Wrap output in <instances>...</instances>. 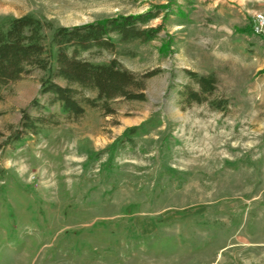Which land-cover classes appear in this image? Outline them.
I'll list each match as a JSON object with an SVG mask.
<instances>
[{"label": "rangeland", "instance_id": "1", "mask_svg": "<svg viewBox=\"0 0 264 264\" xmlns=\"http://www.w3.org/2000/svg\"><path fill=\"white\" fill-rule=\"evenodd\" d=\"M150 12L158 38L119 48L136 56L83 55L139 78L159 70L144 101L63 116L40 70L3 90L0 264H264V35L249 32L264 0H0V24ZM188 72L216 76L205 103H188L185 90L199 89ZM220 100L224 111L211 108ZM24 111L47 125L18 142ZM150 119L161 124L122 145Z\"/></svg>", "mask_w": 264, "mask_h": 264}, {"label": "trees", "instance_id": "2", "mask_svg": "<svg viewBox=\"0 0 264 264\" xmlns=\"http://www.w3.org/2000/svg\"><path fill=\"white\" fill-rule=\"evenodd\" d=\"M158 17V13L150 12L117 16L74 27H57L33 15L3 20L0 24V99L3 90L10 84L40 70L48 75L41 82V94L51 95L63 116L80 118L85 114L86 107L108 110L109 102L116 99L144 101L145 79L157 75L159 70L139 78L117 58L107 63H93L83 55L108 52L136 56L133 50L124 48L119 51L120 46L149 44L156 40L162 25L154 28L149 23ZM249 32L253 35L252 27ZM169 49L170 44L163 43L162 54ZM188 75L199 88L198 91L191 88L185 90L188 103H205L206 96L216 91V76H202L194 72H188ZM56 79L67 83V86H60ZM82 92L94 96L81 95ZM210 105L215 110L224 111L228 102L220 100ZM160 124V121L150 119L140 126L127 129L122 137V145L133 144L135 138L148 133V126ZM45 125L47 121L44 118L34 119L24 111V138L20 135L15 138L23 142L27 137L38 136Z\"/></svg>", "mask_w": 264, "mask_h": 264}, {"label": "built area", "instance_id": "3", "mask_svg": "<svg viewBox=\"0 0 264 264\" xmlns=\"http://www.w3.org/2000/svg\"><path fill=\"white\" fill-rule=\"evenodd\" d=\"M252 31L254 35H264V12L255 14L252 21Z\"/></svg>", "mask_w": 264, "mask_h": 264}]
</instances>
